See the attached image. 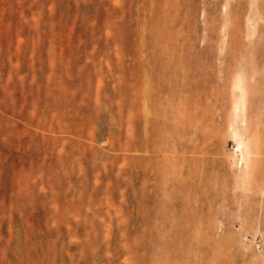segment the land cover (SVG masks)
Segmentation results:
<instances>
[{"label":"rangeland","instance_id":"obj_1","mask_svg":"<svg viewBox=\"0 0 264 264\" xmlns=\"http://www.w3.org/2000/svg\"><path fill=\"white\" fill-rule=\"evenodd\" d=\"M0 264H264V0H0Z\"/></svg>","mask_w":264,"mask_h":264}]
</instances>
